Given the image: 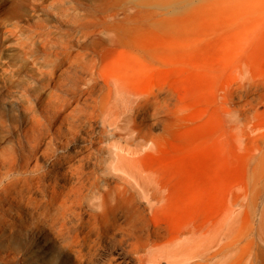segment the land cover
<instances>
[{
  "label": "rangeland",
  "instance_id": "rangeland-1",
  "mask_svg": "<svg viewBox=\"0 0 264 264\" xmlns=\"http://www.w3.org/2000/svg\"><path fill=\"white\" fill-rule=\"evenodd\" d=\"M142 1L0 0V25L9 30L4 36L0 32V116L5 118L0 153L13 147L17 154L9 173L0 157V197L8 193L22 200V207L6 216L10 225L0 230V264H150L146 259L152 258L167 264L166 259L175 258L178 243L166 245L158 239V246L151 247L153 238L145 237L151 236L153 225L176 220V208H158L151 215L144 198L133 199L127 191L117 197L115 181L125 175L119 168L135 162L163 175L175 174L178 146L163 135L169 126L174 128L177 100L166 101L169 110L159 119L139 117L134 124L101 129L89 115L106 89L96 86L87 94V87L103 83L114 63L123 62L114 53L95 56L76 42L81 36L123 34L131 22L122 16L142 8ZM178 7L154 10L156 24L141 23L150 27V36L177 35L178 59L159 57L155 63L137 64L123 79L130 83V92L140 96L179 85L180 96L189 98L199 84L244 83L246 72L231 56L235 35L242 30L234 33L227 16L203 11L198 1L189 12ZM66 46L72 52L69 62L53 66L54 55L61 57L59 51ZM94 60L98 62L92 69ZM254 74L264 83V60ZM11 91L22 94V101L10 104L5 95ZM49 92L61 102L79 99L76 110H70L71 130L63 135L55 113L53 128L22 132L30 116L44 120L42 105ZM34 138L41 144L31 147ZM115 147L123 149L117 162L111 153ZM81 154L88 157L77 174L69 166ZM173 264L181 263L177 258Z\"/></svg>",
  "mask_w": 264,
  "mask_h": 264
},
{
  "label": "bare ground",
  "instance_id": "bare-ground-1",
  "mask_svg": "<svg viewBox=\"0 0 264 264\" xmlns=\"http://www.w3.org/2000/svg\"><path fill=\"white\" fill-rule=\"evenodd\" d=\"M121 1L115 0L116 3ZM195 1L203 6V11H217L218 15L227 16L228 27L234 33L242 30L239 37L235 35L236 46L231 56L246 72L244 83L199 84L189 98L180 96L179 85L134 96L130 92V83H124L123 79H127L135 66L143 65L145 61L155 63L159 57L175 61L179 51L177 35L150 36V27L141 23L156 24L154 10H167V7L179 5L178 8L189 12ZM169 2L142 1L143 7L132 14L138 18L137 21L133 22L131 14L122 16L123 21L131 22L123 34L112 33L90 39L81 36L76 40L78 47L87 48L95 56L102 52L114 53L123 62L122 65L114 63L102 77L103 83L87 87V94L96 86L106 89L102 102L95 104L96 109L92 106L93 111L89 115L101 129L134 124L139 117L159 119L161 113L169 110L166 101L173 100V97L177 100L174 128L169 126L163 135V139L175 141L178 146L175 174L163 175L136 162L128 164L126 169L119 168L125 175L117 176L115 181L117 197L127 191L133 199L144 198L145 208L151 215L158 208H176V220L163 223V227L153 225L151 236L145 237L153 238V243L149 242L151 247L158 246L155 243L158 239L165 240L166 245L179 244L178 252L173 254L175 258L166 259L167 264H173L177 258L181 264H264V83L259 79L256 81L254 74L260 61L264 60V0ZM0 28L3 36L8 34L7 28L2 25ZM70 42L68 40L67 45ZM67 48L59 51L61 57L58 53L54 55L53 66L57 62L61 66L69 62L72 52ZM97 62L93 61L92 69ZM5 96L10 104L15 99L20 102L23 99L18 91ZM47 98L42 105L44 120L30 116L25 119L22 132L46 126L53 128L57 120L59 128L66 131L63 135L71 130L68 121L70 110H76L79 99L74 104L61 102L53 92H49ZM160 100L163 105H159ZM92 102L95 103L94 100ZM4 119L0 116V132L5 128ZM35 140L31 147L41 144ZM121 151L123 149L118 147L111 151L116 162ZM0 157L3 165L9 167L6 173L11 172L10 165L17 160L14 148L2 150ZM87 157L79 155L73 164L75 166L69 168L79 174ZM127 160L130 163L131 159ZM115 169L118 170L117 166ZM21 204V199L8 193L0 197V230L10 225L6 216L12 208L22 207ZM140 246L144 247V243ZM146 260L150 264H158L160 259Z\"/></svg>",
  "mask_w": 264,
  "mask_h": 264
}]
</instances>
